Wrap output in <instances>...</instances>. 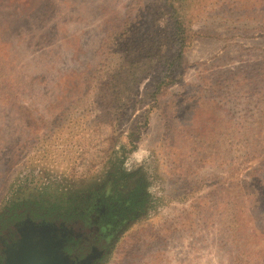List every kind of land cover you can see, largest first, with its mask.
<instances>
[{"label":"rangeland","instance_id":"1","mask_svg":"<svg viewBox=\"0 0 264 264\" xmlns=\"http://www.w3.org/2000/svg\"><path fill=\"white\" fill-rule=\"evenodd\" d=\"M153 1L0 0V207L13 183L41 169L59 167L53 175L64 171L75 192L125 163L158 200L105 264H264V132L255 145L244 128L264 120V0H194L192 41L159 104L150 96L162 65L113 119L99 118L86 77L105 29ZM167 25L157 23L161 38ZM141 143L150 155L138 162ZM33 182V191L48 183Z\"/></svg>","mask_w":264,"mask_h":264},{"label":"flooded vegetation","instance_id":"2","mask_svg":"<svg viewBox=\"0 0 264 264\" xmlns=\"http://www.w3.org/2000/svg\"><path fill=\"white\" fill-rule=\"evenodd\" d=\"M54 166L34 172L33 180L19 179L18 185L13 183L10 187L0 207V264H8L15 243L21 236L36 233V229H46L69 264H105L118 235L156 209L154 201L158 198L149 193L151 184L142 170L135 175L123 163L118 172H112L114 176L110 172L102 182L74 192L61 180V176L64 180V171L58 174V179L54 176L59 168ZM38 176L48 183L30 190ZM40 187L52 189V201L45 198L46 189ZM131 197L135 202L133 211L125 213L126 206L118 208L127 216L124 221H113V208L120 207L116 201ZM52 248L57 250V244L53 243Z\"/></svg>","mask_w":264,"mask_h":264},{"label":"trees","instance_id":"3","mask_svg":"<svg viewBox=\"0 0 264 264\" xmlns=\"http://www.w3.org/2000/svg\"><path fill=\"white\" fill-rule=\"evenodd\" d=\"M194 2V0H154L141 10L135 9L132 5L129 7V12L121 19L119 26L105 29L96 70L86 77L87 85L92 82L97 83L94 87L95 91L88 97H92L93 108H97L99 118L105 116L108 120L113 119L112 110L117 111L130 104L137 85L153 69L162 65L164 76L158 81L150 96L155 101V105L159 104L160 96L164 89L173 83V73L184 59V51L192 41L194 31L187 25V21L192 17L190 10ZM163 16L167 17L168 25L165 32H162L165 37L161 38L163 36L158 33L157 23ZM116 20L120 19L116 17L107 23ZM145 21L156 24L152 27L153 31L148 25L145 31L142 30L141 23ZM112 58H118L117 63L113 62ZM246 81L247 79H240L239 82L236 81L234 84L231 82V84L233 87H239ZM258 106L259 104L257 108ZM59 117L69 118V115L63 114ZM245 123L244 128L249 130V137L256 145L260 137H263L264 120H260V116H252ZM252 132L257 135L252 137ZM115 204L120 207L113 208V221L118 219L124 221L127 216L125 213L133 211L135 202L131 197L126 200L119 199ZM123 206L128 209L125 213H120L117 209ZM262 255L264 251L259 252V257Z\"/></svg>","mask_w":264,"mask_h":264},{"label":"water","instance_id":"4","mask_svg":"<svg viewBox=\"0 0 264 264\" xmlns=\"http://www.w3.org/2000/svg\"><path fill=\"white\" fill-rule=\"evenodd\" d=\"M34 231L36 233L21 236L15 243L8 264H69L68 258L59 252L58 243L46 234V229ZM53 243L57 244V250L52 248Z\"/></svg>","mask_w":264,"mask_h":264},{"label":"clouds","instance_id":"5","mask_svg":"<svg viewBox=\"0 0 264 264\" xmlns=\"http://www.w3.org/2000/svg\"><path fill=\"white\" fill-rule=\"evenodd\" d=\"M133 157L139 156L140 160L138 162H142L145 158H147L150 155V152L148 150V147L146 144L141 143L135 152L131 154ZM127 167V164H126Z\"/></svg>","mask_w":264,"mask_h":264}]
</instances>
